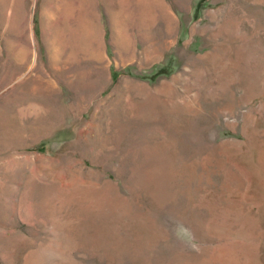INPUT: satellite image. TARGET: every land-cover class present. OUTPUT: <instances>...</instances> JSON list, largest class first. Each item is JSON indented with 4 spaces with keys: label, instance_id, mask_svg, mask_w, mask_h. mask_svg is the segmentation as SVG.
<instances>
[{
    "label": "rangeland",
    "instance_id": "rangeland-1",
    "mask_svg": "<svg viewBox=\"0 0 264 264\" xmlns=\"http://www.w3.org/2000/svg\"><path fill=\"white\" fill-rule=\"evenodd\" d=\"M135 1L0 0V264H264V0Z\"/></svg>",
    "mask_w": 264,
    "mask_h": 264
},
{
    "label": "bare ground",
    "instance_id": "bare-ground-1",
    "mask_svg": "<svg viewBox=\"0 0 264 264\" xmlns=\"http://www.w3.org/2000/svg\"><path fill=\"white\" fill-rule=\"evenodd\" d=\"M179 1L180 3L183 2V0ZM166 8L167 5L163 0H136L133 8L134 14L130 16L131 19L128 21H122L123 33L115 37L113 41L117 49V57L122 58L126 55L130 59H138V55L135 51L137 48L136 45L140 44L142 56L139 57V60L148 61L153 60L156 56L173 46L176 42V25L173 17ZM129 24L135 32L137 31L138 33L134 41L127 31ZM196 30L197 29L193 27L192 31L194 32ZM183 54L187 64H196L197 60L192 56L186 52ZM207 62H211V65L215 69V63L217 62L216 56L208 59ZM191 74L195 75L194 72H191Z\"/></svg>",
    "mask_w": 264,
    "mask_h": 264
}]
</instances>
